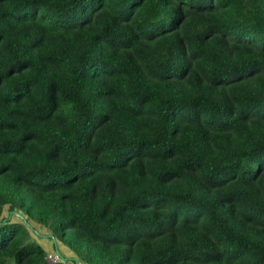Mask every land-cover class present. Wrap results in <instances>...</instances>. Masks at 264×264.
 I'll use <instances>...</instances> for the list:
<instances>
[{
    "label": "trees",
    "instance_id": "1",
    "mask_svg": "<svg viewBox=\"0 0 264 264\" xmlns=\"http://www.w3.org/2000/svg\"><path fill=\"white\" fill-rule=\"evenodd\" d=\"M0 221V264L75 262L27 222L85 264H264V0H0Z\"/></svg>",
    "mask_w": 264,
    "mask_h": 264
},
{
    "label": "rangeland",
    "instance_id": "2",
    "mask_svg": "<svg viewBox=\"0 0 264 264\" xmlns=\"http://www.w3.org/2000/svg\"><path fill=\"white\" fill-rule=\"evenodd\" d=\"M5 215H8V212L5 213ZM31 225L36 228L42 235H49L50 232L49 230H47L45 227L33 223L31 222ZM32 234L45 245V248L48 249L47 253H48V261H52L53 258L58 259L59 260H64L65 259H72L73 257H76V255L70 250L68 249L66 246H64L63 244H61L60 242H58V244H54L53 242H51L50 240H48L46 237L47 236H42V237H38L36 236V234L34 232H32ZM58 251H60V253L65 257V259H62L61 256L58 254ZM80 261V260H79ZM81 264H85L83 261H80ZM70 264H76L75 262H72Z\"/></svg>",
    "mask_w": 264,
    "mask_h": 264
},
{
    "label": "water",
    "instance_id": "3",
    "mask_svg": "<svg viewBox=\"0 0 264 264\" xmlns=\"http://www.w3.org/2000/svg\"><path fill=\"white\" fill-rule=\"evenodd\" d=\"M13 214H15V215H19L21 218H23V216L20 215V214H19L18 212H16V211H13V212L11 213V215H10L9 218H11ZM25 221H27V220H25ZM0 224H1V221H0ZM27 224H28V226H29V227H30V228H31V229H32L37 235H39V236H47V237H49V238H52L53 241H54V243L57 244V239L54 237V235H52V234H49V235H42V234H41L36 228H34L30 223L27 222ZM58 254L61 256L62 259H65V257L60 253V251H58ZM72 259L76 262V264H81L77 257H73ZM65 260H67V259H65Z\"/></svg>",
    "mask_w": 264,
    "mask_h": 264
},
{
    "label": "built area",
    "instance_id": "4",
    "mask_svg": "<svg viewBox=\"0 0 264 264\" xmlns=\"http://www.w3.org/2000/svg\"><path fill=\"white\" fill-rule=\"evenodd\" d=\"M59 260V258L58 259H55V258H53V260L52 261H58ZM52 261H50V262H52Z\"/></svg>",
    "mask_w": 264,
    "mask_h": 264
}]
</instances>
